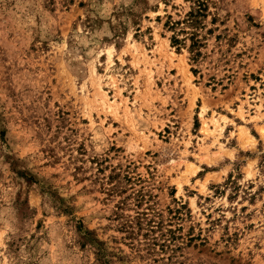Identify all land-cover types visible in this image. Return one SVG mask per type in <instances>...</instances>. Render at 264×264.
Listing matches in <instances>:
<instances>
[{"label": "rangeland", "instance_id": "rangeland-1", "mask_svg": "<svg viewBox=\"0 0 264 264\" xmlns=\"http://www.w3.org/2000/svg\"><path fill=\"white\" fill-rule=\"evenodd\" d=\"M0 264H264V0H0Z\"/></svg>", "mask_w": 264, "mask_h": 264}, {"label": "trees", "instance_id": "trees-1", "mask_svg": "<svg viewBox=\"0 0 264 264\" xmlns=\"http://www.w3.org/2000/svg\"><path fill=\"white\" fill-rule=\"evenodd\" d=\"M200 6H202V5L200 4ZM198 17H199V12H197V11L196 12H191L188 15L187 19L182 24H186L187 26H190L191 28L196 29L199 26V24H200ZM180 25H181V23H175L173 25V27L180 26ZM196 37H197V33H192L191 34V41L192 42L195 41L194 44L191 47V51L194 50L195 47H197V45L199 43V41L196 40L197 39ZM180 44H182L181 41H179L175 37L172 38V45L178 46Z\"/></svg>", "mask_w": 264, "mask_h": 264}]
</instances>
